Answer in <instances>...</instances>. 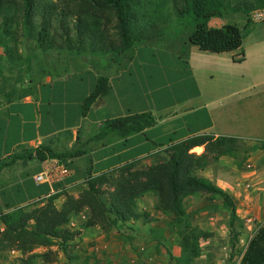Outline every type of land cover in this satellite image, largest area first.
<instances>
[{"label":"trees","instance_id":"trees-1","mask_svg":"<svg viewBox=\"0 0 264 264\" xmlns=\"http://www.w3.org/2000/svg\"><path fill=\"white\" fill-rule=\"evenodd\" d=\"M259 8H264V0H0V77L4 69L15 73L4 101H19L29 94L22 87L25 72L30 68L29 59L18 48L23 38L43 53L93 54L128 60L135 48L164 38L177 23L188 18L192 21L190 45L211 53H229L241 49V29L227 23L215 28L209 22L224 20L229 14H242L246 18L244 29H248L252 24L250 13ZM106 92V80L100 78L85 99L82 113ZM154 123L149 114L133 115L106 122L100 132L124 140ZM242 142L211 135L191 137L172 145L164 162L140 169L136 164L126 165L115 182L106 175L89 180L83 196L75 198L66 193L60 206L55 205L56 195L45 202H33L43 204L37 209L19 207L2 213L0 254L20 251L18 264H37L38 258L48 261L47 254H31L30 250L53 243L68 244L74 237L68 229L69 222L81 209L89 210L84 229L100 227L108 231L146 218L137 212L134 201L148 193L156 196V209L169 217L167 227L174 230L178 239L180 255L172 257L175 264H193L201 254L200 242L211 237L190 223L184 205L186 198L206 195L221 201L229 215V240L234 248L243 227L236 205L227 192L197 173L221 157L235 158ZM259 144L264 150V142ZM197 147L203 148L201 154L191 152ZM33 154L38 161L49 157L62 162L82 155L83 151L56 153L42 147L29 152L27 157L33 158ZM239 264H264V223L248 242Z\"/></svg>","mask_w":264,"mask_h":264},{"label":"crops","instance_id":"crops-1","mask_svg":"<svg viewBox=\"0 0 264 264\" xmlns=\"http://www.w3.org/2000/svg\"><path fill=\"white\" fill-rule=\"evenodd\" d=\"M224 24L209 22L215 28ZM256 33L263 42L264 28ZM169 47L149 42L128 60L71 62L62 72L55 67L28 82L24 99L3 103L0 215L56 195L62 202L64 194H75L102 175L115 182L126 165H157L172 145L191 137L264 142V45L220 54L196 46ZM100 78L107 92L83 114V103ZM140 114L152 116L154 125L124 140L100 132L110 120ZM42 147L83 154L62 161L70 171L63 181L36 184L33 178L49 157L38 161L27 155Z\"/></svg>","mask_w":264,"mask_h":264},{"label":"rangeland","instance_id":"rangeland-1","mask_svg":"<svg viewBox=\"0 0 264 264\" xmlns=\"http://www.w3.org/2000/svg\"><path fill=\"white\" fill-rule=\"evenodd\" d=\"M224 21L241 29V48H253L256 43L264 45V41L260 42L261 38L258 41L256 33L258 29H263L264 25L250 24L248 29H244L246 18L242 14H229ZM177 24L164 38L153 40L152 43L155 46L167 44L170 45L169 48L193 46L188 42L192 21L186 18ZM18 48L20 54L27 57L30 63L29 71L25 72L22 80L23 88H26L33 78L45 76L55 67H60L59 72H62L63 65L71 62L110 59L93 54L76 53L77 55L69 56L67 53L56 51L43 53L35 49L32 41L24 38L20 40ZM14 78V72L3 70L0 77V107L5 103L4 95L10 89ZM191 152L201 154L203 150L198 148ZM197 174L211 180L232 197L243 227L240 229L238 243L232 248L229 240V215L222 207L221 201L206 195L186 198L184 205L190 223L211 234L210 239L200 242L201 254L193 264H239L248 242L264 223V150L257 142L243 140L242 149L235 158L221 157ZM85 191L86 187H80L71 196L79 198ZM63 202L64 200H57L55 205L60 206ZM134 202L137 212L146 215V218L112 227L108 231L100 227L84 229L83 224L89 216V210L83 208L69 222L68 229L74 237L68 244L53 243L34 247L30 253L48 255V261L38 258L37 264H175L172 257L180 255L178 239L174 230L167 227L169 217L156 209V196L148 193ZM41 204L31 203L23 207L37 209L43 205ZM248 220L251 222L248 223ZM1 224L0 222V231L3 229ZM21 257V252L16 249L6 251L0 254V264H18Z\"/></svg>","mask_w":264,"mask_h":264},{"label":"built area","instance_id":"built-area-1","mask_svg":"<svg viewBox=\"0 0 264 264\" xmlns=\"http://www.w3.org/2000/svg\"><path fill=\"white\" fill-rule=\"evenodd\" d=\"M249 20L252 24L264 25V8H259L252 11L249 15ZM41 173L34 176L33 180L36 184H49L53 185L63 181L69 176L70 171L67 166L58 159L48 158ZM248 223L251 220L247 221Z\"/></svg>","mask_w":264,"mask_h":264}]
</instances>
